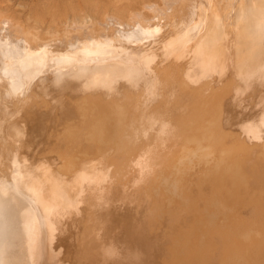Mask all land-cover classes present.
<instances>
[{
    "label": "bare ground",
    "instance_id": "6f19581e",
    "mask_svg": "<svg viewBox=\"0 0 264 264\" xmlns=\"http://www.w3.org/2000/svg\"><path fill=\"white\" fill-rule=\"evenodd\" d=\"M0 1V264H264V0Z\"/></svg>",
    "mask_w": 264,
    "mask_h": 264
},
{
    "label": "rangeland",
    "instance_id": "374dc122",
    "mask_svg": "<svg viewBox=\"0 0 264 264\" xmlns=\"http://www.w3.org/2000/svg\"><path fill=\"white\" fill-rule=\"evenodd\" d=\"M4 1V0H2ZM77 1V0H75ZM103 0H99V2L101 3ZM159 1V2H158ZM161 0H154L155 3H153L156 7H157V11L154 12L150 9H146V12L149 14V17L152 18L155 16V19L157 20L159 17L158 15L160 13V16H166L167 13H164V9H163V3L160 2ZM1 3V1H0ZM4 4H8L9 6H12L14 10H18L20 12H23L25 14H28V12L39 3V0H5L3 2ZM10 7V8H12ZM17 11V12H18ZM150 12V13H149ZM171 12V11H170ZM154 19V20H155ZM153 21V20H152Z\"/></svg>",
    "mask_w": 264,
    "mask_h": 264
}]
</instances>
